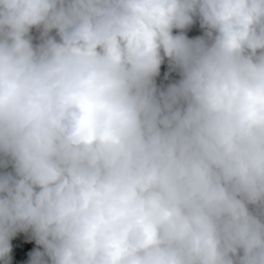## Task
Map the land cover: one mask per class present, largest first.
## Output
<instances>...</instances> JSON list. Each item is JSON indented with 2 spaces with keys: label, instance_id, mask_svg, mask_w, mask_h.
I'll return each mask as SVG.
<instances>
[{
  "label": "clouds",
  "instance_id": "obj_1",
  "mask_svg": "<svg viewBox=\"0 0 264 264\" xmlns=\"http://www.w3.org/2000/svg\"><path fill=\"white\" fill-rule=\"evenodd\" d=\"M21 234L27 264H264V0H0V264Z\"/></svg>",
  "mask_w": 264,
  "mask_h": 264
},
{
  "label": "trees",
  "instance_id": "obj_2",
  "mask_svg": "<svg viewBox=\"0 0 264 264\" xmlns=\"http://www.w3.org/2000/svg\"><path fill=\"white\" fill-rule=\"evenodd\" d=\"M202 30L199 27V24L193 25V27L187 32V35L189 38H193L195 36L201 35ZM167 72V65L165 64L162 66L161 70V77L158 78L159 84H167L169 81L164 79V74ZM173 79H178V76L173 73L172 74ZM37 247L34 240H30L28 237L24 236V234H21L13 241V252L19 253V252H31Z\"/></svg>",
  "mask_w": 264,
  "mask_h": 264
},
{
  "label": "rangeland",
  "instance_id": "obj_3",
  "mask_svg": "<svg viewBox=\"0 0 264 264\" xmlns=\"http://www.w3.org/2000/svg\"><path fill=\"white\" fill-rule=\"evenodd\" d=\"M29 252H23L15 254L13 253V264H27L29 256Z\"/></svg>",
  "mask_w": 264,
  "mask_h": 264
}]
</instances>
